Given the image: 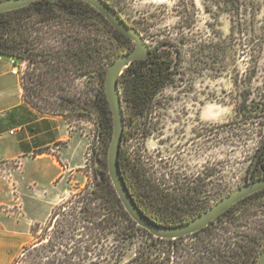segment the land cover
Masks as SVG:
<instances>
[{
    "label": "rangeland",
    "instance_id": "rangeland-1",
    "mask_svg": "<svg viewBox=\"0 0 264 264\" xmlns=\"http://www.w3.org/2000/svg\"><path fill=\"white\" fill-rule=\"evenodd\" d=\"M118 3V12L141 33L150 48H159L173 59L172 79L157 96L159 112L170 99H180L187 93L184 98H188L195 133L198 121L204 122L205 176L200 199L197 180L202 158L198 156L197 140L190 165L195 192L189 189L185 163L173 164L171 150L165 145L160 147V142L156 149L155 143L148 144L149 159L143 161L141 175L130 170L132 185L140 191L139 199L150 213L164 212L169 219L187 222L261 176L264 0L236 5L222 0ZM62 28L52 19L40 31V47L47 52L41 53L38 63L18 57L27 100L40 112L59 114L67 121L77 136V149L73 151L82 167L71 169L63 179L61 197L47 211V219L35 224L33 244L14 264H124L134 257L137 244H127L117 227H107V211L93 194L106 167L109 147L98 130L102 79L97 69L80 75L68 59L64 64L58 60V49L69 44ZM105 44L115 48L113 61L100 66L106 77L109 66L118 58V45L113 39ZM127 47L125 53L134 49V45ZM135 146L132 138L128 147L132 154ZM131 158L129 167L137 170ZM89 199L99 213L86 218L82 209ZM215 227L224 235V229L231 228L229 237L258 236L261 245L255 254L260 257L264 251V193L239 204L234 214L223 217ZM258 257L251 264H257ZM174 261L171 264H176Z\"/></svg>",
    "mask_w": 264,
    "mask_h": 264
},
{
    "label": "trees",
    "instance_id": "trees-1",
    "mask_svg": "<svg viewBox=\"0 0 264 264\" xmlns=\"http://www.w3.org/2000/svg\"><path fill=\"white\" fill-rule=\"evenodd\" d=\"M106 1L118 11L120 0ZM222 1L236 5L249 0ZM52 19L63 25L61 33L69 37V44L58 49V60L64 64V60L68 59L80 75L97 69L96 74L102 79V91L99 96L101 116L98 130L104 144H110L113 116L105 92V73L100 70V66L105 62L113 61L111 55L115 48L111 49L112 44L108 47L105 42L113 39L118 45L116 52L118 57L125 53L124 48H128L129 45L135 47V43L118 32L103 14L84 0H39L24 8L0 13V55L19 56L23 60L38 63L41 53L47 52L45 48L40 47L42 37L40 31L50 24ZM102 35H106L107 39ZM172 67L173 59L169 54L159 52V48H151V55L146 60L135 61L125 69L119 78V88L129 104L131 119L140 109L150 106L154 95L169 83L174 74ZM260 160L264 162V157ZM130 161H132L131 156H127L124 164L121 154L119 155L121 173L140 209L161 225L184 223L183 219L167 218L164 212L152 214L144 207L139 199L140 191L132 185V179H130V170L131 173L136 171L135 166L134 169L130 168L132 167ZM105 165L106 167L101 171L100 182L93 194L101 199V207L107 211V227L111 229L117 227L120 238L124 242L130 245L137 244L134 257L124 264H171L173 258L176 264H251L258 257L255 254L261 245L258 236L229 237L227 234L231 228L226 227V230L223 228L227 233L224 235L215 227V224L223 217L234 214L239 204L263 194L264 190L240 201L203 230L176 240H166L155 238L129 216L114 189L108 164ZM124 166L126 172L123 169ZM260 168L262 169L260 177H264V163L260 165ZM92 203V199H89L82 209V212L85 211L86 218L92 215L97 216L99 213L92 208Z\"/></svg>",
    "mask_w": 264,
    "mask_h": 264
},
{
    "label": "crops",
    "instance_id": "crops-1",
    "mask_svg": "<svg viewBox=\"0 0 264 264\" xmlns=\"http://www.w3.org/2000/svg\"><path fill=\"white\" fill-rule=\"evenodd\" d=\"M12 58L0 55V264H14L33 244V228L61 197V182L82 167L70 125L27 100Z\"/></svg>",
    "mask_w": 264,
    "mask_h": 264
},
{
    "label": "water",
    "instance_id": "water-1",
    "mask_svg": "<svg viewBox=\"0 0 264 264\" xmlns=\"http://www.w3.org/2000/svg\"><path fill=\"white\" fill-rule=\"evenodd\" d=\"M36 1L39 0H0V13L24 8ZM84 1L103 14L118 32L135 43L133 50L120 55L109 66L105 79V92L113 116V133L108 148V171L120 201L137 225L148 231L155 238L176 240L203 230L240 201L264 190V177L257 178L233 191L190 221L178 225L166 226L158 224L140 209L124 180L119 163L120 145L124 131V111L119 78L130 64L135 61L146 60L151 55V48L145 42L141 33L130 26L106 0ZM257 264H264V251L259 257Z\"/></svg>",
    "mask_w": 264,
    "mask_h": 264
},
{
    "label": "flooded vegetation",
    "instance_id": "flooded-vegetation-1",
    "mask_svg": "<svg viewBox=\"0 0 264 264\" xmlns=\"http://www.w3.org/2000/svg\"><path fill=\"white\" fill-rule=\"evenodd\" d=\"M120 92L124 111V131L120 145L122 162L125 164V158L132 155L134 164L137 167V174L141 175L144 170L142 165L143 161L146 158L149 159L147 156L149 149L148 144L155 143L156 146L154 149H156L157 143L160 142V147L165 145L171 150L170 156L173 164H178L180 162L185 163V175L188 180V185L189 183L191 184L189 189H192L193 192H195L194 177L191 173L192 170L190 169V165L191 159L194 157L195 142L197 140L198 156L201 155L202 158L201 171H199V177L197 180L198 199H200V194L204 191L205 176L204 122L200 124V121H198V132L195 133L192 124L193 115L187 101L188 98H184L187 93H183L184 96H180V99H170V103L165 109L160 108L163 112H159L157 101L158 92L154 95L150 106L140 109L137 115L131 119L129 116L130 107L127 99L123 95L122 90H120ZM169 105L173 106L170 107ZM198 118H201L200 114L198 115ZM196 136L197 139L195 138ZM132 138H134L136 142V150L134 154H132L128 148ZM261 157H264V149ZM123 169L125 171V166ZM191 198L193 199L194 196ZM191 198L189 197L187 199L191 200Z\"/></svg>",
    "mask_w": 264,
    "mask_h": 264
},
{
    "label": "built area",
    "instance_id": "built-area-1",
    "mask_svg": "<svg viewBox=\"0 0 264 264\" xmlns=\"http://www.w3.org/2000/svg\"><path fill=\"white\" fill-rule=\"evenodd\" d=\"M18 61H19L18 57H13L12 58V64L14 66V70H13L14 74H20L22 72V70H23L21 65L18 66Z\"/></svg>",
    "mask_w": 264,
    "mask_h": 264
}]
</instances>
